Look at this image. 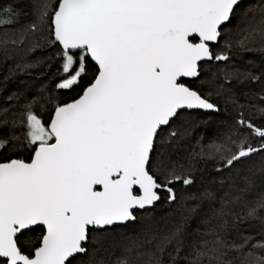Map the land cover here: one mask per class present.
Wrapping results in <instances>:
<instances>
[{
	"label": "snow or ice",
	"instance_id": "obj_1",
	"mask_svg": "<svg viewBox=\"0 0 264 264\" xmlns=\"http://www.w3.org/2000/svg\"><path fill=\"white\" fill-rule=\"evenodd\" d=\"M241 2L32 0L33 21L17 39L9 41L5 34L0 40L4 58L9 59V43L22 44L46 28V45L34 43L28 51L52 49L44 58L47 63L37 60L22 68L17 64L21 71L44 64L40 75L46 82L36 94L28 99L25 87L7 97V107H0V128H7L0 134V151L12 154L0 159V264H182L188 260L182 256L184 218L164 232L151 224L133 233L121 230L135 223L136 210L151 218L160 191L171 205L177 201L174 185L190 188L196 183L194 167L178 165L169 152L176 131L161 136L160 130L182 112H218L209 99L212 89L222 96L233 91L232 81L247 89L241 95L249 103H239L234 92L228 97L239 118L199 155L223 162L215 169L217 174L260 156L257 171L264 179V66L253 71L255 61H248L244 70L228 65L245 51L264 56V3L243 8L233 28L225 29ZM20 8L19 4L0 6V26L12 24ZM232 31L239 38L221 43ZM214 45L219 47L214 50ZM216 62L226 67L212 72L209 66ZM202 71L210 75L201 79ZM10 73L14 75L11 69ZM8 80L6 75L4 81ZM47 82H54L58 90L80 91L60 100ZM5 88L0 82V89ZM246 108L254 109L260 121L246 119ZM45 112L48 120L43 119ZM244 179L251 186V179ZM224 184L222 177L219 186ZM215 196L209 185L185 199L208 201L211 207ZM217 215L219 222L207 233L214 239L194 245L189 264H264V237L253 244L252 236H241L242 242H237L220 235L239 233L246 221L258 220L264 228V192L235 221L225 219L223 207ZM117 234L122 237L120 254L115 260L98 258L101 252L111 255Z\"/></svg>",
	"mask_w": 264,
	"mask_h": 264
},
{
	"label": "trees",
	"instance_id": "obj_2",
	"mask_svg": "<svg viewBox=\"0 0 264 264\" xmlns=\"http://www.w3.org/2000/svg\"><path fill=\"white\" fill-rule=\"evenodd\" d=\"M250 0H242L241 5L236 9V12L240 10L241 6L248 3ZM6 4H19L21 5L19 16L13 17V23L10 25H2L0 29H17L20 27L28 26L33 18L31 11V3L30 0H0V6ZM26 13V14H25ZM236 14H234L235 16ZM233 16V18H234ZM229 24L225 25L226 28ZM224 30V29H223ZM48 34V31H47ZM214 50L217 45H214ZM39 48V49H38ZM36 49L38 53H43L44 58L48 55L52 54V49L50 47H44L41 49L37 47ZM249 53H241V59L233 58L228 62V65H232L235 67L244 70L248 67L244 66L249 60ZM258 56V55H257ZM43 58V59H44ZM36 61V60H35ZM260 61V60H259ZM35 63V62H32ZM44 63H47L44 60ZM44 64L42 63L36 69H25L24 71L17 72L18 70L13 71L14 75L10 73L9 65L6 62H0V82L6 84L5 89H0V107H5L8 103L7 97L11 95V93L16 92L25 87L29 88L26 95H30L29 99L33 95L36 94L39 89L38 86L41 83L46 82L44 77L40 75ZM263 66V65H260ZM202 69L205 67L204 64L201 65ZM212 68L211 71L215 72L218 70V67H226L223 62H216L215 65H210ZM259 68V67H258ZM257 67H253V71H258ZM11 70H13L11 68ZM55 66L52 67L51 71H55ZM92 71L91 66H89V72ZM50 74V73H49ZM8 75L9 80L4 81V77ZM205 75H210V72L206 73L202 71L201 78L204 79ZM39 77V78H38ZM187 83H197L191 80L185 79ZM49 85V90L51 93L56 96L60 100L67 101L68 99L76 96L77 92L80 89L73 88L71 90H58L55 88L54 82H47ZM233 85V91H225L223 97L227 99L219 98L215 94V89H212V95L209 99L215 103L219 107L218 112H203L199 110H192L182 112L181 116L176 120L172 121V123L163 127L160 130L161 136H166L167 133L171 130H175L177 133L176 139L178 143L182 145V149L172 151V156L177 158L175 161L177 163H182L184 165L189 161L191 165L194 167V175L197 177V181L190 188H185L182 184L174 185L177 191V201L175 204H168L166 193L160 191V200L156 203L155 209L152 211L157 212L158 215L171 212L173 215L182 214V218L185 219V231L183 235L184 240V249L182 252V256H187L188 260H184L183 264H189V261L192 258V248L193 246H199L204 241H211L214 239L213 236L207 235L208 231L213 229L214 226L219 222V217L217 213L220 211L221 207L224 208V211L227 213L225 219L230 221H235L238 216L243 215L247 206H249L253 201L257 199V197L264 192V179L261 178V175L257 171L260 164V156H253L251 160H244L235 165L234 168L229 170H222L220 174H217L215 169L220 166V164L213 163L208 158H201L199 153L201 151L207 152V145L210 144L213 140H218L227 130L232 128L235 124V120L239 118L238 113L234 110V106L227 102L228 97L233 94V92L238 97L239 103L247 104L249 101H246L241 95L240 89L236 86L235 81L231 82ZM255 87V86H253ZM205 94L209 91L208 88L205 90ZM244 92V90L242 91ZM255 103V101H253ZM39 109L37 108V112L39 113ZM244 116L246 119H253L256 121H260L259 117L255 116V110H244ZM47 112L43 114V119L48 120ZM7 128H0V134L6 133ZM255 143L253 146H256V140L253 138ZM159 141V137H158ZM5 155H12L5 151H0V159H2ZM27 158V153L24 154ZM155 156V153H153ZM248 161L247 163H244ZM255 162V166L253 165ZM188 165V164H187ZM230 176L232 180H236L238 185L234 184V193L230 195H224L222 191H231L230 186ZM203 177V181L201 180ZM225 178V184L221 188L219 186V181L221 178ZM245 177H249L252 181L251 186H249ZM215 181V183H213ZM211 185L212 190L216 193L215 200L211 202V207L209 206L208 201H200L197 203L194 200L185 199L188 196L193 194H199V192L204 190V187ZM243 187H246L245 189ZM236 191V192H235ZM236 197L234 198V196ZM183 196V197H182ZM226 203L225 204H223ZM189 205L191 210L189 212L181 210L182 206ZM195 207V211H192V208ZM143 212L136 211L135 215L137 217L135 223H129L128 225H133L139 222V215ZM188 213H194L197 218L195 220H191L192 227H189V215ZM193 214V215H194ZM181 219V217H180ZM193 219V218H192ZM181 220L176 221L178 224ZM39 231V229H37ZM219 232V229H216ZM227 240H236L237 242H242L240 240L241 236H252L253 239L251 243H256L264 237V228L261 227L260 222L258 220L252 221L249 224L247 221L243 224H240V232H228L223 233L220 232ZM211 246V244H209ZM244 251H248V248H245ZM235 255V253H231L230 256ZM230 257H226L228 259ZM207 264V261L204 262ZM238 264V262H237Z\"/></svg>",
	"mask_w": 264,
	"mask_h": 264
},
{
	"label": "rangeland",
	"instance_id": "obj_3",
	"mask_svg": "<svg viewBox=\"0 0 264 264\" xmlns=\"http://www.w3.org/2000/svg\"><path fill=\"white\" fill-rule=\"evenodd\" d=\"M31 3V11H32V18L34 19L33 16V9H32V0H30ZM261 3H264V0H250L248 1V3L244 4L243 6H241L240 10L236 12V15L234 16V18L232 19L231 24H229L225 29L227 28H233V26L236 23V19L237 16L239 15V13L241 12V10L249 5H259ZM33 21V20H32ZM24 27H20L17 29H0V40H3L5 38V34H7V38L10 40L12 39H17L20 32L23 30ZM223 31V29H222ZM47 29L45 28L42 31H37L34 34L30 35L28 38H26L24 40V42L22 44H16L13 45L11 43H9L7 45L8 47V55H9V59H5L4 58V51H3V46L0 45V62H6L9 65V70L12 68L13 71L18 70L17 72H20L21 70L19 68H17V64H19L21 66V68L23 67V65L27 64V63H32V62H36L37 60H43L44 61V54L43 53H38L36 48H33V50L31 52L28 51V49L34 44V43H44L46 45V37H47ZM239 37L237 36L235 31H232L230 33H228V35L226 37H222L221 38V43H223L224 39H231V40H236ZM219 45H217L216 48H218ZM215 48V49H216ZM242 53H249V52H242ZM249 60L248 61H255V64L257 66V68L261 65V61L264 60V56H262L259 53L256 52H251L249 53ZM258 55V56H257ZM36 60V61H35ZM260 60V61H259ZM247 61V62H248ZM244 63V66H247L248 63ZM42 63L37 64L36 67L32 68V69H36L38 68V66H40ZM264 66V65H263ZM215 68V67H210ZM25 70V69H24ZM202 79V78H201ZM45 83V82H44ZM199 82L197 81L196 84H198ZM43 83H41L42 85ZM41 85L38 86V88L41 87ZM236 86L240 89V91L244 90L246 91L247 89H245L242 85H238L236 84ZM29 90V88H27ZM206 89V88H205ZM214 90V89H213ZM241 91V93H242ZM28 93V92H26ZM27 97L29 99L30 95L27 94ZM219 98L222 99H227L223 96H218ZM24 101L23 99H21L18 103H17V107H16V111L20 112L21 109L19 107V104H22ZM8 106V103L6 104L5 107ZM39 109V108H38ZM192 111V110H190ZM252 143H255L254 139L252 140ZM182 149V145L178 143V140L176 139L174 147L169 149V152L172 155V151L175 150H179ZM173 160H176L177 158L172 156ZM209 160V159H208ZM213 163L216 164H221L223 163L222 161H219L218 158L217 159H210ZM248 161H245L244 163H247ZM188 165L191 164L189 163V161L186 162ZM182 164V163H177ZM187 164L184 163L185 166H188ZM162 179V178H161ZM230 186H231V191H222L221 192L224 195H230L232 193H234V184L238 185V183L236 182V180H232V177L230 176ZM244 189L246 187H243ZM236 192V191H235ZM160 195V194H159ZM183 197V196H182ZM236 197V195L234 196V198ZM223 204L226 205V203L223 202ZM181 210L189 212L191 210L189 205H185L182 206ZM140 212V211H138ZM153 215L151 216V218H148L145 216V213H142L139 215V222L133 225H127V227L125 229H122L121 231L125 232V233H133L135 230L140 229L141 227L151 224L153 229L155 231L158 232H164L167 231L169 228L173 227L176 225V221L181 220L182 219V214H175L173 215L171 212L169 213H164L161 215H158L157 212L152 211ZM194 213H188L189 215V227H192V223L191 220H195L197 218V216ZM143 217V218H142ZM181 217V219H180ZM193 218V219H192ZM122 243V237L121 235L117 234L114 238V247L112 249H110V253L106 254V253H99L98 254V258H104V259H111V260H115L116 256H118L120 254V245ZM184 263V261H182V264Z\"/></svg>",
	"mask_w": 264,
	"mask_h": 264
},
{
	"label": "water",
	"instance_id": "obj_4",
	"mask_svg": "<svg viewBox=\"0 0 264 264\" xmlns=\"http://www.w3.org/2000/svg\"><path fill=\"white\" fill-rule=\"evenodd\" d=\"M199 111H203V112H214V111H211V110H199ZM136 211H141V210H136Z\"/></svg>",
	"mask_w": 264,
	"mask_h": 264
}]
</instances>
